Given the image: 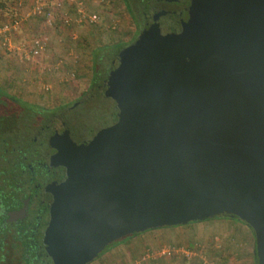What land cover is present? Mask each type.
Instances as JSON below:
<instances>
[{"label": "water", "instance_id": "water-1", "mask_svg": "<svg viewBox=\"0 0 264 264\" xmlns=\"http://www.w3.org/2000/svg\"><path fill=\"white\" fill-rule=\"evenodd\" d=\"M65 118L76 136L58 141L54 264L219 216L252 228L264 264V0H191L175 30L120 51Z\"/></svg>", "mask_w": 264, "mask_h": 264}, {"label": "rangeland", "instance_id": "rangeland-1", "mask_svg": "<svg viewBox=\"0 0 264 264\" xmlns=\"http://www.w3.org/2000/svg\"><path fill=\"white\" fill-rule=\"evenodd\" d=\"M36 1L0 0V26H17L8 34L12 49L0 41V85L37 109H60L93 86V49L118 43L127 47L138 27L123 0H86L88 13H99L97 23L77 20L76 1L59 0V6L58 0H47L46 9L57 11L51 24L45 14L34 13ZM163 25L167 28L166 21ZM37 43L43 45L38 57L23 58ZM124 238L89 264H258L252 228L228 216ZM163 248L174 252L161 256Z\"/></svg>", "mask_w": 264, "mask_h": 264}, {"label": "flooded vegetation", "instance_id": "flooded-vegetation-1", "mask_svg": "<svg viewBox=\"0 0 264 264\" xmlns=\"http://www.w3.org/2000/svg\"><path fill=\"white\" fill-rule=\"evenodd\" d=\"M183 1L158 0L156 12H144L143 31L175 30L163 25V17L185 11L191 0L186 5ZM80 98L60 109L35 108L38 121L31 144L14 148L10 154L14 159L7 161L11 164L1 163L0 264H54L44 241L51 221V195L67 179L58 141L67 134L76 136L65 115Z\"/></svg>", "mask_w": 264, "mask_h": 264}, {"label": "trees", "instance_id": "trees-1", "mask_svg": "<svg viewBox=\"0 0 264 264\" xmlns=\"http://www.w3.org/2000/svg\"><path fill=\"white\" fill-rule=\"evenodd\" d=\"M123 1L130 16L138 27V32L134 37L135 41L141 35V24L144 23V12L150 15L156 12L158 10V0ZM189 2L190 0H184L183 4L186 5L189 4ZM186 12L187 10L182 11L179 9L176 14L164 16L163 18H165L164 20L167 23V28H177L180 25L181 19L186 16ZM137 13H139V15ZM126 45L125 43H118L113 45H102L93 49V86L102 82L108 76L113 59L120 51L126 48ZM36 111L33 105L22 101L0 85V167L2 166L1 163H6L9 159H14V157L10 155L14 148H19L21 146L28 148L31 144L32 133L37 129L35 126L37 123L36 121H38L35 115ZM136 234L138 233L132 235ZM123 240H125V238ZM117 242L118 241L115 243Z\"/></svg>", "mask_w": 264, "mask_h": 264}, {"label": "built area", "instance_id": "built-area-1", "mask_svg": "<svg viewBox=\"0 0 264 264\" xmlns=\"http://www.w3.org/2000/svg\"><path fill=\"white\" fill-rule=\"evenodd\" d=\"M76 1L75 3H77L78 8H77V13H78V18L80 20H85L86 22L89 23H97L100 19L99 13L97 12H93V13H88V10L85 8V3L86 0H73ZM58 2V3H57ZM55 4L61 6L60 1L58 0ZM47 7V0H37L35 5H34V13H38V14H45L47 17V21L48 23H53L52 18L53 16L56 14L57 11H55V9L53 8H48V10L46 9ZM17 28V26L15 24H6L4 26H0V41L6 43L5 45H9L6 46L8 49H12V47L10 46V42H9V37L12 31H15V29ZM8 43V44H7ZM45 44V42H44ZM38 46V47H37ZM37 46H33L32 50L29 51H25V53L23 54V58L25 59H30V58H35L38 57V55L40 54V50L43 48V45L41 46L39 43H37ZM174 252V250L169 249V248H163L160 251V255L161 256H167V255H172ZM177 254V253H176ZM150 256V255H149Z\"/></svg>", "mask_w": 264, "mask_h": 264}, {"label": "crops", "instance_id": "crops-1", "mask_svg": "<svg viewBox=\"0 0 264 264\" xmlns=\"http://www.w3.org/2000/svg\"><path fill=\"white\" fill-rule=\"evenodd\" d=\"M25 26H26V23H25ZM108 252H110V251H113L112 249H110V250H107Z\"/></svg>", "mask_w": 264, "mask_h": 264}]
</instances>
